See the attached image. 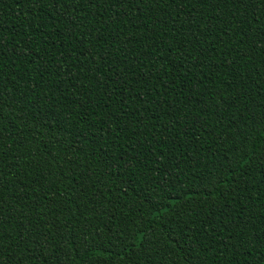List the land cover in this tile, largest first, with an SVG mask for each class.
<instances>
[{
	"label": "trees",
	"instance_id": "16d2710c",
	"mask_svg": "<svg viewBox=\"0 0 264 264\" xmlns=\"http://www.w3.org/2000/svg\"><path fill=\"white\" fill-rule=\"evenodd\" d=\"M262 158L264 0H0V264H264Z\"/></svg>",
	"mask_w": 264,
	"mask_h": 264
},
{
	"label": "snow or ice",
	"instance_id": "6c2138e0",
	"mask_svg": "<svg viewBox=\"0 0 264 264\" xmlns=\"http://www.w3.org/2000/svg\"><path fill=\"white\" fill-rule=\"evenodd\" d=\"M89 2H91V0H89ZM114 2H116V3H120V2H122V0H114ZM240 2H243V0H240ZM80 3L83 4V3H84V0H80ZM58 6H59V5H58ZM262 160H264V158H262ZM2 239H3V237H0V240H2ZM3 251H4V250L0 249V257L3 256ZM7 251H8V252H11L12 250H11V249H7ZM10 258H13V257H10Z\"/></svg>",
	"mask_w": 264,
	"mask_h": 264
}]
</instances>
